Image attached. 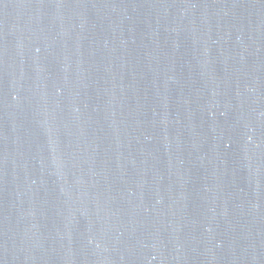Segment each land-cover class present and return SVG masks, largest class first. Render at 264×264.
I'll return each instance as SVG.
<instances>
[{"label":"water","instance_id":"water-1","mask_svg":"<svg viewBox=\"0 0 264 264\" xmlns=\"http://www.w3.org/2000/svg\"><path fill=\"white\" fill-rule=\"evenodd\" d=\"M0 264H264V0H0Z\"/></svg>","mask_w":264,"mask_h":264}]
</instances>
